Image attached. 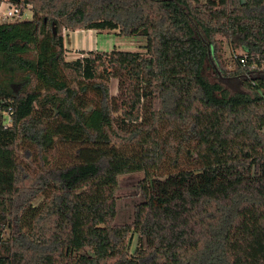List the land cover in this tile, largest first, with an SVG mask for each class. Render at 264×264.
<instances>
[{
    "label": "trees",
    "instance_id": "1",
    "mask_svg": "<svg viewBox=\"0 0 264 264\" xmlns=\"http://www.w3.org/2000/svg\"><path fill=\"white\" fill-rule=\"evenodd\" d=\"M4 1L34 16L0 22V264H264V0ZM65 28L145 52L67 59ZM135 171L144 199L117 224Z\"/></svg>",
    "mask_w": 264,
    "mask_h": 264
},
{
    "label": "rangeland",
    "instance_id": "2",
    "mask_svg": "<svg viewBox=\"0 0 264 264\" xmlns=\"http://www.w3.org/2000/svg\"><path fill=\"white\" fill-rule=\"evenodd\" d=\"M8 7L3 5L0 7V13H5ZM23 8V14L21 16L22 20H31L33 19L34 12L31 9V6L28 5ZM1 19V17H0ZM9 20H13L10 18ZM84 29L71 30L68 28L63 29L64 35V45L66 47V56L67 59H75L79 54V50L83 48L85 51L90 50L91 48H86L85 43H75L71 41L70 37L72 32L78 31L76 33H82ZM221 51V62L225 67L234 68L236 63V56L242 53L241 48H232L229 41L226 37L220 36L219 38ZM97 49L110 51L114 48L122 50H132V51H142L145 52L144 48L140 46L145 43V39L142 36L135 37H125L117 34L116 32H100L97 34ZM71 44L73 47L71 48ZM82 46V47H81ZM85 47V48H84ZM205 76L211 82H220L230 89L231 92L235 91H247L243 83L244 78H222L219 75L218 70L214 68L211 62H208L205 68ZM111 92L113 95L119 93L118 79L112 78L111 83ZM22 153V152H21ZM144 178L143 171L129 172L119 175L118 185L115 190V195L117 198V215L115 217V223L125 224L131 223L134 220V211L135 206L144 199L142 192L140 191V182ZM42 198H39L35 201L37 205L40 203ZM137 243V236H134L133 241L131 242V251L135 249Z\"/></svg>",
    "mask_w": 264,
    "mask_h": 264
},
{
    "label": "built area",
    "instance_id": "3",
    "mask_svg": "<svg viewBox=\"0 0 264 264\" xmlns=\"http://www.w3.org/2000/svg\"><path fill=\"white\" fill-rule=\"evenodd\" d=\"M22 14H23V8H21L18 5L9 3V6H8L6 12L2 13V14L0 13V17H1L0 22L1 21H10L9 20L10 18H13V20L17 19V18H21ZM240 61L242 64L246 65L248 62L247 56L242 55L240 57ZM252 73H257V74L263 75L264 74V68L258 69L256 64H252L249 67L248 75H251ZM3 115H4V119H5L6 124H9L10 123V112L5 110L3 112Z\"/></svg>",
    "mask_w": 264,
    "mask_h": 264
},
{
    "label": "crops",
    "instance_id": "4",
    "mask_svg": "<svg viewBox=\"0 0 264 264\" xmlns=\"http://www.w3.org/2000/svg\"><path fill=\"white\" fill-rule=\"evenodd\" d=\"M3 5H5L6 7L9 6V2L4 1L1 3L0 7H2ZM82 33H76L78 31L72 32V35L70 37L71 41H73V44L77 43H85L86 48H91L90 50H95L97 49V30H93V29H89V30H82ZM73 44H71V48L73 47ZM81 46V47H82ZM84 47V48H85ZM83 49V48H81Z\"/></svg>",
    "mask_w": 264,
    "mask_h": 264
},
{
    "label": "water",
    "instance_id": "5",
    "mask_svg": "<svg viewBox=\"0 0 264 264\" xmlns=\"http://www.w3.org/2000/svg\"><path fill=\"white\" fill-rule=\"evenodd\" d=\"M244 1V0H243Z\"/></svg>",
    "mask_w": 264,
    "mask_h": 264
}]
</instances>
